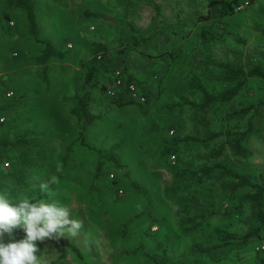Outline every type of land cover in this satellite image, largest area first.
<instances>
[{"label": "rangeland", "instance_id": "1", "mask_svg": "<svg viewBox=\"0 0 264 264\" xmlns=\"http://www.w3.org/2000/svg\"><path fill=\"white\" fill-rule=\"evenodd\" d=\"M32 1L40 37L66 59L48 63L45 83L35 62L42 45L30 35L24 11L0 0V117L5 118L0 140L18 141L0 147V188L18 189L13 176L27 156L33 162L27 171L31 187L38 185L37 177H55L70 194L64 203L72 217L82 224L76 237L36 241V255L51 257L54 264H264V229L256 239H240L254 228L260 210L241 202L249 191L232 193L218 178L193 185L186 194L193 198V212L208 207L214 215L188 235L179 226V196L168 191L176 181L173 167L227 164L254 181L264 180V79L249 78L232 101L197 110L201 95L189 89L188 77L194 73L210 93H219L231 84L217 80L218 64L264 66V0L230 15H223L215 0H142L135 9L130 0ZM93 44L105 45L111 61L102 66L103 58H97L100 70L90 86L82 62L94 59ZM123 67L149 100L118 105L107 94L115 71ZM84 92L93 98L95 119L82 144L71 110L75 96ZM252 104L259 105L255 114L227 118L233 109ZM249 122L248 157L236 155L225 135L208 145L199 141L209 131L245 129ZM184 137L197 141H184L177 153L164 155ZM132 182L145 187L150 198ZM41 195L37 187L30 202ZM218 227L239 239L223 244L214 234ZM23 236L15 231L16 239ZM195 243L212 250L194 253Z\"/></svg>", "mask_w": 264, "mask_h": 264}, {"label": "trees", "instance_id": "2", "mask_svg": "<svg viewBox=\"0 0 264 264\" xmlns=\"http://www.w3.org/2000/svg\"><path fill=\"white\" fill-rule=\"evenodd\" d=\"M237 1L238 0H215V2L213 3H220L221 5H223L224 10H222V14L230 15L237 13L234 11ZM9 5L16 6L24 11L30 35L42 45L41 51L35 57V62L38 65L42 66V80L48 84V63L52 59L65 60L66 55L62 51L58 50L49 39L40 37L39 26L35 13V6L32 0H9ZM201 35L207 37L209 34H207V32H205V30L203 29ZM93 55L94 59L92 60V62H82V66L88 68L86 82L90 86H94L96 84V82H94V76L97 71L100 70V66L95 63L98 56L101 55V58H103V60L100 62V65L102 66L104 64L107 66V63L111 61L109 52L105 45L93 44ZM175 59L181 61V58L179 56ZM218 66L221 69V72L218 75L217 80L225 82L227 84H231L228 88L219 93H210L206 89V87L201 84L200 78H196L195 74L192 72H189L188 74V77L190 79L189 89L191 87V89L199 92L201 95V100L195 107L197 110H207L214 106L223 105L232 101L238 95H240L241 90L246 85L249 78L256 77L264 79V66L255 64L253 62H247L244 65H236V67L230 65L229 63L218 64ZM122 72L125 76L124 85L119 90L118 96L114 98V102L118 105H127L136 102L128 92V86L131 83H134L138 87L140 92L145 96L146 101L149 100L150 95H148L147 93L145 94L144 91L140 89L139 81L132 74L128 73V70L125 67L122 68ZM75 101L76 104L72 108L71 113L78 119V127L80 130L79 139L83 144L87 126L91 124L95 119L94 115L90 111V106L93 98L88 92H84L81 95H76ZM258 108V104H252L242 108H235L227 115V118L232 119L234 117H245L251 112L255 114L258 111ZM251 130L252 123L249 122L248 127L245 129L238 130V128H236L218 132L209 131L207 132L206 137L199 141H201L205 145H208V142L213 141L221 135H225L226 144H228L233 149L236 155L248 157L250 155V151L246 147L245 141ZM184 141H197V139L192 137L177 138L172 146L166 147L162 152L165 156L175 154L177 153L179 144ZM19 142H21V140ZM16 144H18V141L12 142L0 140V147H7ZM68 152H71L70 145L68 146ZM32 165V160L28 159V157L25 156V158L23 159V166L19 168L18 173L13 176V182L19 190H25L29 193L31 192L32 187L28 181L29 175L27 174V171L31 168ZM172 169L176 181L174 186L169 188L168 191L177 194V197L179 196L178 200L181 204V208L178 214L179 226L181 232L184 235L194 233L203 222L207 221L214 215L213 210L208 209V207H204L200 211L194 213L192 202L193 198L191 196H186V194L190 190H192L193 185L202 184L206 178H218L223 181L225 189L232 193H235L239 190L249 191L246 194H242L243 196L241 197V202L253 203L254 205H256V207L260 208V210L255 216L256 221H254V228L247 235L240 239H242L243 241H247L258 238L260 232L262 231V229H264V180L260 182L254 181L250 175L241 174L227 164L203 166L198 170L178 169L175 167H173ZM132 187L142 195L149 197L147 189H145V187L141 186L137 182H132ZM214 234L216 236V239L225 245H228L231 242L239 239V236L236 233L230 232L229 230L220 227L214 230ZM65 245H68L76 254H80V250L77 247L70 244ZM211 250L212 249L210 246H205L202 243H195L192 246V251L197 254H207L210 253ZM262 261L264 262V259Z\"/></svg>", "mask_w": 264, "mask_h": 264}, {"label": "clouds", "instance_id": "3", "mask_svg": "<svg viewBox=\"0 0 264 264\" xmlns=\"http://www.w3.org/2000/svg\"><path fill=\"white\" fill-rule=\"evenodd\" d=\"M62 166L58 163L56 171ZM30 193L19 189L0 188V264H54L51 257L36 255V241L57 240L61 237H76L82 228L78 219L71 215V197L53 176L35 178ZM40 199L30 202L36 195ZM22 230L23 238L16 239L15 231Z\"/></svg>", "mask_w": 264, "mask_h": 264}, {"label": "built area", "instance_id": "4", "mask_svg": "<svg viewBox=\"0 0 264 264\" xmlns=\"http://www.w3.org/2000/svg\"><path fill=\"white\" fill-rule=\"evenodd\" d=\"M256 1L257 0H238L237 3L235 4L234 11L237 12V13L241 12V11L247 9L250 5H252ZM11 24L13 25L14 22H12ZM98 57L101 58V55H99ZM124 80H125V76H124L122 70L117 69L115 71V75H114V79H113V82H112V86L107 89V94L109 96H111V97L118 96L119 90L124 85ZM128 92H129V95L133 99H135L137 101H140V102H145L146 101L145 96L140 92V90L138 89V87L134 83L129 84ZM10 94H13V93H10ZM4 121H5V118L0 117V123H2ZM110 177L112 179H114L115 178V174L111 173Z\"/></svg>", "mask_w": 264, "mask_h": 264}, {"label": "crops", "instance_id": "5", "mask_svg": "<svg viewBox=\"0 0 264 264\" xmlns=\"http://www.w3.org/2000/svg\"><path fill=\"white\" fill-rule=\"evenodd\" d=\"M141 1H142V0H130V1H129V5H134V6H131V7H133V8L135 9L137 5H141ZM137 2H138V3H137ZM131 7H130V8H131Z\"/></svg>", "mask_w": 264, "mask_h": 264}]
</instances>
